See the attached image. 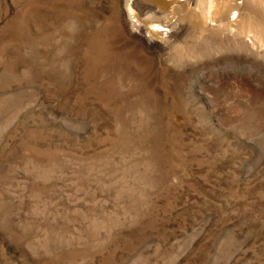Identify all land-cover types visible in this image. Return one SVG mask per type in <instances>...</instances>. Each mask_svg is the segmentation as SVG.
Here are the masks:
<instances>
[{"label":"rangeland","instance_id":"rangeland-1","mask_svg":"<svg viewBox=\"0 0 264 264\" xmlns=\"http://www.w3.org/2000/svg\"><path fill=\"white\" fill-rule=\"evenodd\" d=\"M211 2L0 0V264H264V0Z\"/></svg>","mask_w":264,"mask_h":264},{"label":"bare ground","instance_id":"bare-ground-1","mask_svg":"<svg viewBox=\"0 0 264 264\" xmlns=\"http://www.w3.org/2000/svg\"><path fill=\"white\" fill-rule=\"evenodd\" d=\"M228 3V2H227ZM227 3H224V0H212V2H211V7L210 8H212L213 9V12H214V14L216 15H218V14H220L221 12H224V11H226V9H229V8H231V6H229V4H227ZM233 5V4H232ZM187 8V7H186ZM161 10V8L160 7H157V8H155L154 9V11L153 12H155V13H157V11H158V13H160L159 11ZM163 12V14H164V16H162V17H165V18H169L168 20H167V23L168 24H171V25H173L174 23V25L172 26V28H170V29H167V28H163L162 27V25H158V26H156V28L155 29H157V30H159V31H161V32H165L166 33V37H170L171 35H173V34H175V33H177V31H179L181 28L180 27H182L181 26V24H179L178 22H177V20L176 19H174V17H167L166 16V13L164 12V11H162ZM157 16V15H156ZM153 17V16H152ZM244 21V23L247 25V27H246V30H251L252 29V22L251 21H249L248 22V20H243ZM174 22V23H173ZM173 23V24H172ZM178 24H179V26H178ZM166 26V25H165ZM170 26V25H169ZM230 26V25H229ZM178 27V28H177ZM237 28H239V26H236ZM175 30V31H174ZM173 33V34H172ZM164 35V34H163ZM175 35H177V34H175ZM174 35V36H175ZM164 36V37H165Z\"/></svg>","mask_w":264,"mask_h":264}]
</instances>
